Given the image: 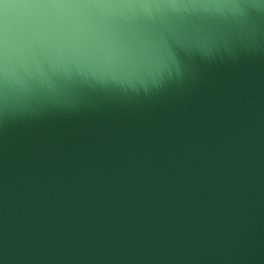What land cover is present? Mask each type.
I'll list each match as a JSON object with an SVG mask.
<instances>
[{
    "label": "water",
    "instance_id": "water-1",
    "mask_svg": "<svg viewBox=\"0 0 264 264\" xmlns=\"http://www.w3.org/2000/svg\"><path fill=\"white\" fill-rule=\"evenodd\" d=\"M235 2L160 32L98 10L84 48L9 55L0 264H264V10Z\"/></svg>",
    "mask_w": 264,
    "mask_h": 264
},
{
    "label": "snow or ice",
    "instance_id": "snow-or-ice-1",
    "mask_svg": "<svg viewBox=\"0 0 264 264\" xmlns=\"http://www.w3.org/2000/svg\"><path fill=\"white\" fill-rule=\"evenodd\" d=\"M250 7L264 10V0H250ZM48 7L70 9L63 15H52L45 20L34 18L25 11L30 8ZM232 8L239 14L241 5L235 0H0V99L4 96L5 69L11 53L34 48L43 41L63 45L69 49L84 48L91 37L84 21L104 9H159L136 17L141 29L160 32L167 22H178V10H203ZM80 10V11H75ZM188 42L201 48L207 41L189 31Z\"/></svg>",
    "mask_w": 264,
    "mask_h": 264
}]
</instances>
